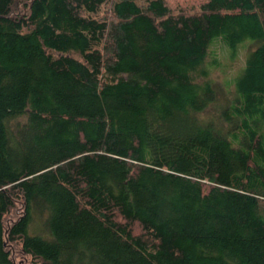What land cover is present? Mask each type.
<instances>
[{"label":"trees","instance_id":"obj_1","mask_svg":"<svg viewBox=\"0 0 264 264\" xmlns=\"http://www.w3.org/2000/svg\"><path fill=\"white\" fill-rule=\"evenodd\" d=\"M14 246L264 264V0H0V264Z\"/></svg>","mask_w":264,"mask_h":264},{"label":"rangeland","instance_id":"obj_2","mask_svg":"<svg viewBox=\"0 0 264 264\" xmlns=\"http://www.w3.org/2000/svg\"><path fill=\"white\" fill-rule=\"evenodd\" d=\"M199 1L201 0H168V3L170 6L172 7H185V6H190L193 7L194 5H196ZM109 9V4L104 5L101 10H100V14L102 16H105L106 14L108 15L109 12H107V10ZM242 63V59L238 58V60L232 61V62H228L229 66L228 68H226L225 74L221 73L220 71L215 72L214 74H212L213 77H215V80L218 82L217 83V91H218V95H217V104L222 105L225 104L229 97H230V93L226 91V87L223 85L225 84V81L232 76V74L235 73V69L237 67H239ZM214 112V107H210L207 109L206 111V115L212 114ZM19 213L18 211H13L12 213H10L8 215V221H10V219H15L17 214ZM16 248V250L13 252L14 253V257H15V261L17 264H30L29 262V258L24 257L18 250L17 246H14ZM13 249V246H12Z\"/></svg>","mask_w":264,"mask_h":264}]
</instances>
